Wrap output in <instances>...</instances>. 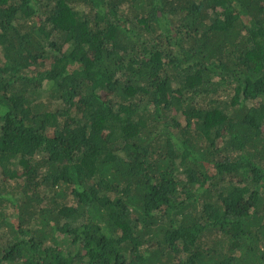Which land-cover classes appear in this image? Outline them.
Returning <instances> with one entry per match:
<instances>
[{"label": "trees", "instance_id": "obj_1", "mask_svg": "<svg viewBox=\"0 0 264 264\" xmlns=\"http://www.w3.org/2000/svg\"><path fill=\"white\" fill-rule=\"evenodd\" d=\"M0 264H264V0H0Z\"/></svg>", "mask_w": 264, "mask_h": 264}]
</instances>
